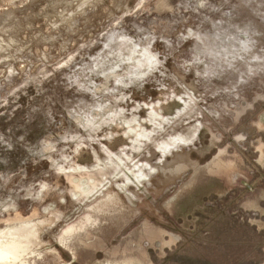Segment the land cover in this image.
I'll return each instance as SVG.
<instances>
[{
  "label": "clouds",
  "instance_id": "clouds-1",
  "mask_svg": "<svg viewBox=\"0 0 264 264\" xmlns=\"http://www.w3.org/2000/svg\"><path fill=\"white\" fill-rule=\"evenodd\" d=\"M204 190L264 221V0H0V264H160Z\"/></svg>",
  "mask_w": 264,
  "mask_h": 264
},
{
  "label": "rangeland",
  "instance_id": "rangeland-1",
  "mask_svg": "<svg viewBox=\"0 0 264 264\" xmlns=\"http://www.w3.org/2000/svg\"><path fill=\"white\" fill-rule=\"evenodd\" d=\"M9 155L15 164L19 162L17 157L21 151ZM246 155L251 159L254 153L249 148ZM206 192L204 190L195 200L185 202V210H191L196 204L204 206L202 210H192L190 220L195 231L189 237L190 246L170 253L160 264H241L249 252L255 253V259L248 264H264V232L261 231L264 221L232 214L233 206L227 198L221 201L211 197L213 202L209 204Z\"/></svg>",
  "mask_w": 264,
  "mask_h": 264
}]
</instances>
